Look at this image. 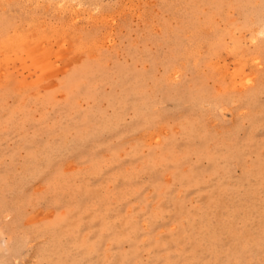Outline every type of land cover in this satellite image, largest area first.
Returning <instances> with one entry per match:
<instances>
[{"label":"rangeland","instance_id":"1","mask_svg":"<svg viewBox=\"0 0 264 264\" xmlns=\"http://www.w3.org/2000/svg\"><path fill=\"white\" fill-rule=\"evenodd\" d=\"M264 0H0V264H264Z\"/></svg>","mask_w":264,"mask_h":264},{"label":"bare ground","instance_id":"2","mask_svg":"<svg viewBox=\"0 0 264 264\" xmlns=\"http://www.w3.org/2000/svg\"><path fill=\"white\" fill-rule=\"evenodd\" d=\"M264 31V30H263Z\"/></svg>","mask_w":264,"mask_h":264}]
</instances>
